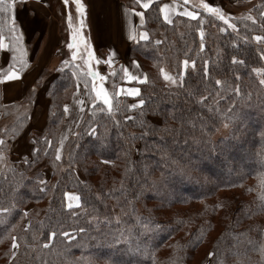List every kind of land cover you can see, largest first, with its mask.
I'll list each match as a JSON object with an SVG mask.
<instances>
[{
    "label": "trees",
    "instance_id": "trees-1",
    "mask_svg": "<svg viewBox=\"0 0 264 264\" xmlns=\"http://www.w3.org/2000/svg\"><path fill=\"white\" fill-rule=\"evenodd\" d=\"M41 1L58 22L57 67L42 70L16 103L2 102L0 81V121L8 120L0 155L30 128L25 107L33 108L49 81L45 125L26 134L30 153L0 170V208L8 209L0 211V264H264V39H253L264 37V0L227 14L235 29L199 7L216 6L208 0L196 6L181 0L200 13L195 20L177 15L164 21L161 1L143 10L138 31L147 39H137L129 51L146 76L139 85L145 105L135 109L128 106L137 97L117 95L122 63L104 62L105 52L88 35L87 11L85 50L82 41L79 48L70 41L79 27L75 6L70 32L63 0ZM129 5L139 9L134 1ZM20 10L14 5L8 15ZM4 19L0 13L7 44ZM15 22L28 53L31 43ZM3 52L7 67L11 53L0 50V60ZM29 54L26 65L15 64L19 77L32 66ZM165 65L177 86H166ZM78 81L86 87L87 113L56 161L65 106ZM97 92L109 96L111 110ZM222 128L227 132L218 136ZM146 144L149 150L142 151ZM66 192L78 196L77 206L66 204Z\"/></svg>",
    "mask_w": 264,
    "mask_h": 264
},
{
    "label": "crops",
    "instance_id": "crops-1",
    "mask_svg": "<svg viewBox=\"0 0 264 264\" xmlns=\"http://www.w3.org/2000/svg\"><path fill=\"white\" fill-rule=\"evenodd\" d=\"M23 1V0H22ZM130 1L136 0H82V3L85 5L86 20H87V30H89V34L94 40V44L101 48L105 52L104 62L107 65H112L116 62L122 63V77L123 83L118 86L116 92L117 95L123 97H132L128 96L126 89L136 87L139 89V85L142 84L139 81H128L124 77V69L127 68L130 74L136 75L140 80H143V83L146 80V76L138 62L132 59L129 55L131 45L137 40L141 39V34L146 36L144 32H139L138 28L143 23V15H137L138 13H142L144 8H142L141 4H138L139 9H135L129 5ZM161 1L160 8L167 4L169 5L168 9H165V13H161L164 21V15H169V20L171 21L175 16L183 15L185 11H191L186 5L185 0L181 2V0H142V2H149V6L155 2ZM191 2V0H188ZM232 5L235 1L248 2L251 0H227ZM27 6H30L33 17L36 20H40L43 22L42 37L38 41V50L37 56L38 59L36 64L33 65L31 70L32 72H27L20 78V80L16 81V84L19 82L21 84L20 89L25 90L32 86L34 81L38 78L42 70L47 69L49 71H54L56 68V56L55 51L57 46L60 43L59 38V29L57 20L51 16L48 8L41 0H24ZM193 4V3H191ZM221 5L223 6L222 2ZM34 6V8H33ZM188 17V16H186ZM169 22V21H166ZM134 37L130 39L129 37ZM6 53L3 52V55L0 60V67H3L6 63ZM135 61V65L133 62ZM163 69V67H162ZM161 69V75H162ZM35 72V73H34ZM53 73V72H52ZM163 78V76H162ZM49 81L43 83L40 87V90L36 94L33 103V109L38 108V103L43 101L42 107L44 109V113H42V119L39 120L40 128H36V130L41 131L45 125L46 119V107L47 101L45 100L46 87ZM23 92V93H24ZM19 90L18 97H14L12 95L4 96V103H13L15 101L20 100L22 94ZM17 94V93H15ZM2 96H3V88H2ZM133 98V97H132ZM15 100V101H14ZM38 105V106H37ZM68 111L65 112L64 122L62 125V130L59 136L58 147L62 150L64 142L70 136L74 135L77 131L79 125L83 121L86 113H87V91L86 87L81 83L77 82L76 89L71 96L70 101L66 105ZM32 116V114H31ZM31 118V117H30ZM35 124L30 123V127ZM21 138L17 139L10 148L12 155H14V159H20L27 156L30 153L29 144H21L18 141ZM1 157V156H0ZM2 168H0L1 170ZM46 177H48V173L46 172ZM77 196L75 193H71ZM78 197V196H77ZM79 203L78 201H71L66 198V204L70 207H75Z\"/></svg>",
    "mask_w": 264,
    "mask_h": 264
},
{
    "label": "snow or ice",
    "instance_id": "snow-or-ice-1",
    "mask_svg": "<svg viewBox=\"0 0 264 264\" xmlns=\"http://www.w3.org/2000/svg\"><path fill=\"white\" fill-rule=\"evenodd\" d=\"M188 0H185V3H187ZM136 3L141 4L142 8L144 9H148L149 8V2H142V0H136ZM63 4L65 9H68L69 11L66 13L65 19L66 22L68 24V27L71 30L73 29V17L71 14V7L74 5L75 6V13H76V18L79 24V27L75 28V32L74 34H70V41L72 39H76L78 41L76 47L79 48L80 44L79 42H83L84 44V48L85 50L89 49V44L87 43V40L85 37H83L81 35V31L83 29V27L85 26V21H84V13H85V5L84 3H82V0H63ZM199 7H201L203 9L204 12L209 13L213 16H215L217 19H219L220 21H223L225 24L228 25L229 28L235 29L236 25L234 23H230V17H227L222 9L218 6H213L210 5L208 3H201L199 5ZM14 8V0H0V13H3L5 16L4 19V27L7 29V31L10 33L11 36V40L10 43H5V39L6 37L4 36L3 32H4V28H0V50H8L11 53V56L8 60L7 63V67H0V81H4L7 82L9 80L18 78L20 75L19 69H17L15 67L16 63H19L21 65V67H23L24 65H26L27 61L24 59V57L27 55V53L25 52L23 46H22V41H23V36L18 34V30H17V25L15 22V19L13 16H9L8 13L10 10H12ZM169 5L165 4L160 8V12L161 13H165V9H168ZM137 15H143V13H138ZM183 15H186L190 18H192L193 20H195L197 18V16L200 15L199 12L196 11H185L183 13ZM261 17L264 18V13H260ZM248 19L252 20L253 17L249 16L247 17ZM164 19L166 21H169V15L165 14L164 15ZM254 22V21H253ZM221 31H224V29H221ZM201 35H203V33H201ZM130 39H133L134 37L130 36ZM141 39H147L146 36H144L143 34H141ZM254 40L256 41H261L262 39H264V37L260 36V35H256L253 37ZM68 48L71 50L73 48V44L71 42L68 43ZM201 48H203V44H201ZM17 54H19V59L17 58ZM72 56L73 59L76 58L77 53L74 51L72 52ZM88 60L93 59L92 53L91 51H88ZM99 63V61H97ZM66 64L68 62H65ZM185 65H187L188 61L184 62ZM133 64L135 65V61L133 62ZM259 71V70H257ZM89 74L90 75H98V73H92L91 69H89ZM205 74H207V67H205ZM180 75L183 77L184 76V72L182 71L180 73ZM124 77L128 80V81H139L140 83H143V80H140L138 76L130 74L129 71L127 70V68L124 69ZM164 80L165 81H171L172 83H175V80L173 79V77L165 75L164 76ZM221 81L217 80L216 84H220ZM261 84H264V80L260 81ZM94 90H95V86H94ZM127 95L128 96H132V97H137L138 98V102L137 103H133L130 104L128 107L135 109L138 107V105H145V99L143 98H139V89L136 87H132L129 89H126ZM96 96L98 99H102L103 104L107 105L109 107V110H111V102L109 99V96L105 93L102 94L101 92H97ZM95 102V101H93ZM68 111L67 106H65V112ZM91 131V129H90ZM93 135H95V132H92ZM143 138V137H141ZM162 139V137H161ZM3 144V141H0V145ZM150 146L149 145H145L144 149H142V151H147L149 150ZM47 151V149H46ZM55 160L59 161L61 160V149L59 147H57L55 149ZM180 173L183 175H187L188 174V170L186 168H182L180 169ZM43 183V182H42ZM261 187L264 188V177L261 178ZM64 196L68 199H70L71 201H78V197L71 194V193H64ZM0 211H4L7 212L8 209H4V208H0ZM73 215H75V213H73ZM80 232H83V229L79 230ZM57 233H52V235H56ZM62 235H64L65 237H67L68 239H72V237H68V234L65 233H61ZM17 247L16 244V238H13V242H12V248L15 249ZM259 253L260 256L262 258H264V244H262L259 248ZM145 254H147V252H145ZM11 255L15 256L16 253L13 251L11 253ZM210 255H213L212 253H210Z\"/></svg>",
    "mask_w": 264,
    "mask_h": 264
},
{
    "label": "rangeland",
    "instance_id": "rangeland-1",
    "mask_svg": "<svg viewBox=\"0 0 264 264\" xmlns=\"http://www.w3.org/2000/svg\"><path fill=\"white\" fill-rule=\"evenodd\" d=\"M14 1H15V4H14L15 7H17V9L21 8L20 12L18 11L14 15V19L18 20L19 28L22 27L23 30L25 31V34H26L25 40L27 39V41H29L31 43V46L28 47V53L30 51L32 52V55L29 54L32 57V60H33L32 61V66H31V68H32L33 65L36 64V61L38 59V56H37L38 55L37 54V50L39 48L38 47V41L42 37V32H44L43 22H41L40 20H36V18L33 17L34 15L31 12L32 9L30 8V6H27L25 2H23L24 0L23 1L22 0H14ZM208 1H210L211 4H216V6L220 7L222 9L223 13L225 15H227V14H231L232 11H234V13H238L239 14L242 11L248 10L252 6V4H253L252 2L254 0H251V1H248V2H241V1L237 2V1H235L234 3H232V5H230L231 3L229 1H227V0H208ZM221 2L223 4V6L221 5ZM191 3H193V5H195V6L197 4H200L199 0H191ZM28 8L31 9V10H28ZM33 8H34V6H33ZM34 35H35V37H33ZM28 53H27V55H28ZM6 58H7V55H6V57H4V59H6ZM17 58L19 59V54H17ZM56 60H57V57H56L55 61ZM57 65H58V61L56 62V67H57ZM185 66L186 65L184 64L183 68ZM31 68L29 69V72L33 71V70H31ZM165 75L171 76L175 80V83H172L171 81H165L164 80L167 87H175V86H177L179 84V79L172 73L171 69L167 65H165L163 67V69H162L163 79H164ZM20 78H22V77H18V78L9 80V81H7V82L2 84L1 92H2V88H3V96H2V102L3 103H4V101H3L4 96L6 97L9 94V95H12L14 97L15 96L18 97L17 95L19 93V90H20L21 93L24 92L23 89H20L21 84L19 82L16 84V81L20 80ZM26 90H25V92H26ZM15 93H17V94H15ZM24 93L22 94V96L24 95ZM26 94H27L26 95V98H27L29 96V94H30V91H28ZM16 102L17 101H15L13 103H16ZM37 103L39 105V106L37 105L38 108L36 107L34 109L33 108L31 109V107H29V106L25 107L26 110H28V108H29V113H30L29 116L31 117L30 118V122L32 124H35V125L31 126L28 129L29 131L27 130L26 133L23 134L21 139L18 141L19 143H21L23 145L26 144V143H27V145L29 144L27 135H31L32 134L31 132H36L37 131L36 128H40L41 127L39 125V120L42 119V113H44L45 107L44 108L42 107V104H43L42 100H41V102H37ZM4 104H6V103H4ZM7 104H11V103L9 102ZM31 114H32V116H31ZM7 123H8L7 119H4V120L0 121V133L4 131L5 126H6ZM226 132H227V129L222 128V129H220V131L218 133V136L225 135ZM14 142L15 141H13L10 144V148H11V145ZM0 156H1L0 157V168L5 167V165L9 163L10 158H14V155H12L11 151L8 154H1Z\"/></svg>",
    "mask_w": 264,
    "mask_h": 264
}]
</instances>
